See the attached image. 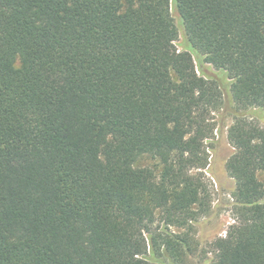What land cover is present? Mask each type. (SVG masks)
<instances>
[{
    "label": "trees",
    "instance_id": "trees-1",
    "mask_svg": "<svg viewBox=\"0 0 264 264\" xmlns=\"http://www.w3.org/2000/svg\"><path fill=\"white\" fill-rule=\"evenodd\" d=\"M224 89L210 264H264V0H0V264H185Z\"/></svg>",
    "mask_w": 264,
    "mask_h": 264
},
{
    "label": "rangeland",
    "instance_id": "rangeland-1",
    "mask_svg": "<svg viewBox=\"0 0 264 264\" xmlns=\"http://www.w3.org/2000/svg\"><path fill=\"white\" fill-rule=\"evenodd\" d=\"M183 40V35L180 33V37L176 42L177 48L181 49L178 43ZM205 66L210 68V71L219 73L214 71L209 64H205ZM219 75H221V72ZM221 77L225 82L229 80L223 75ZM224 93L225 104L223 108L213 114L214 137L205 142L209 164L202 170V181L211 195L210 209L207 214L200 216L191 223L194 244L197 250L188 257L185 264H210L214 256L210 251L211 243L216 238L225 236L228 227L234 222L232 191L235 188V182L226 171V161L233 152V147L228 142L227 131L233 123L235 108L229 93L226 90ZM247 116L253 122L264 127V110L257 112L256 115ZM139 164L154 167L155 160L144 158Z\"/></svg>",
    "mask_w": 264,
    "mask_h": 264
}]
</instances>
